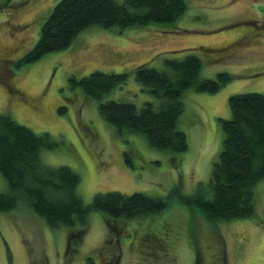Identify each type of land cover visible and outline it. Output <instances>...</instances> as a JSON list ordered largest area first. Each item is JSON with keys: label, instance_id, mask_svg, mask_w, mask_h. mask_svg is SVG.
Returning <instances> with one entry per match:
<instances>
[{"label": "rangeland", "instance_id": "1", "mask_svg": "<svg viewBox=\"0 0 264 264\" xmlns=\"http://www.w3.org/2000/svg\"><path fill=\"white\" fill-rule=\"evenodd\" d=\"M59 1L0 0V113L58 142L42 151V161L77 172L85 204L97 193L168 198L174 189L189 195L205 186L225 137L219 118L232 117L230 96L264 94V0H186L185 13L172 23L93 25L66 49L19 66ZM189 54L201 59L200 79L220 72L234 79L217 93L184 91L178 129L187 135V151L152 147L145 134L119 132L101 115L100 104L110 100L158 104L137 82L136 67L163 70L165 60ZM94 71L129 78L93 98L73 78ZM8 188L0 172V192ZM255 198L254 215L243 219L210 220L173 196L163 211L144 218L93 211L84 228L55 229L22 199L0 211V264H264V179Z\"/></svg>", "mask_w": 264, "mask_h": 264}, {"label": "trees", "instance_id": "2", "mask_svg": "<svg viewBox=\"0 0 264 264\" xmlns=\"http://www.w3.org/2000/svg\"><path fill=\"white\" fill-rule=\"evenodd\" d=\"M186 0H60L42 26L36 45L19 61V66L35 62L44 55L69 47L84 29L172 23L186 11ZM159 70L144 63L136 67L135 78L144 91L158 99L138 107L134 103L110 100L100 104L101 115L119 132L127 130L146 135L150 146L175 152L188 150L187 135L178 129L185 110L182 99L187 89L217 93L234 79L229 72L216 78L200 79L201 59L195 54L165 60ZM128 72L94 71L80 80L73 78L85 94L101 98L127 82ZM230 119L219 118L225 137L211 178L193 194L174 189L165 197L143 192L97 193L85 204L78 192L81 177L66 165L49 166L42 151L55 149L58 142L47 132L39 134L0 113V172L8 182V191L0 192V211L14 209L25 199L33 211L52 229L66 226L83 228L93 211L113 219L144 218L160 213L176 196L181 202L202 209L210 220H233L255 213V188L264 179V94L238 93L230 96ZM79 237V235H76ZM73 241L75 234L71 235ZM70 238V239H72Z\"/></svg>", "mask_w": 264, "mask_h": 264}]
</instances>
